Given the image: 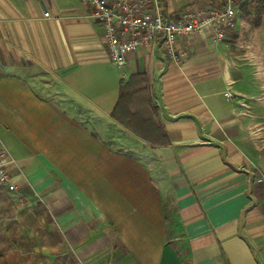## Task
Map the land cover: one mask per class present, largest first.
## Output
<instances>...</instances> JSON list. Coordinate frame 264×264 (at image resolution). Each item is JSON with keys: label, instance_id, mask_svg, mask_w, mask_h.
<instances>
[{"label": "crops", "instance_id": "crops-1", "mask_svg": "<svg viewBox=\"0 0 264 264\" xmlns=\"http://www.w3.org/2000/svg\"><path fill=\"white\" fill-rule=\"evenodd\" d=\"M91 10L0 0V264H264V12L115 66ZM133 75L165 143L111 116Z\"/></svg>", "mask_w": 264, "mask_h": 264}, {"label": "built area", "instance_id": "built-area-1", "mask_svg": "<svg viewBox=\"0 0 264 264\" xmlns=\"http://www.w3.org/2000/svg\"><path fill=\"white\" fill-rule=\"evenodd\" d=\"M91 6V15L103 26V40L115 66L127 62L129 51L159 45L173 60H179L180 39L210 27L223 39L236 25L237 0H195V6L180 8L174 16L165 13L164 0H80ZM45 15L49 12L45 9ZM15 158L0 152V185L16 188L9 167ZM261 181L262 178L257 179Z\"/></svg>", "mask_w": 264, "mask_h": 264}, {"label": "trees", "instance_id": "trees-1", "mask_svg": "<svg viewBox=\"0 0 264 264\" xmlns=\"http://www.w3.org/2000/svg\"><path fill=\"white\" fill-rule=\"evenodd\" d=\"M261 7H264V0H257L255 26L261 22ZM137 80L146 81L140 75L137 78L136 75H133L129 80L121 82L119 95L111 110V116L124 128L131 130L148 143H165L167 142L166 133L156 117L147 86L136 85Z\"/></svg>", "mask_w": 264, "mask_h": 264}, {"label": "rangeland", "instance_id": "rangeland-1", "mask_svg": "<svg viewBox=\"0 0 264 264\" xmlns=\"http://www.w3.org/2000/svg\"><path fill=\"white\" fill-rule=\"evenodd\" d=\"M237 3L239 5V12L237 19H240L244 22L252 23L254 25L255 21V14L257 12V0H237ZM261 13L264 12V7H261ZM261 14V18H262ZM250 28V26H249ZM114 141L120 143L121 139L114 138Z\"/></svg>", "mask_w": 264, "mask_h": 264}]
</instances>
